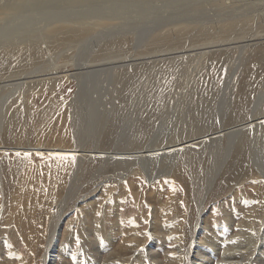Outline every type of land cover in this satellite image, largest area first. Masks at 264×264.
Here are the masks:
<instances>
[{
  "label": "rangeland",
  "instance_id": "obj_1",
  "mask_svg": "<svg viewBox=\"0 0 264 264\" xmlns=\"http://www.w3.org/2000/svg\"><path fill=\"white\" fill-rule=\"evenodd\" d=\"M260 1L261 0H239L238 4L240 6L244 7L246 4H250V7H253L252 9L260 10L261 12L256 17H253L256 10H253L250 14L248 13V16L243 15L238 17L241 19L239 24H237V22L231 23L225 19L224 16H221L228 12V10H226L227 7L221 2H219V8L217 9L210 8L208 5L204 7L192 5L186 7L184 12L193 13V15H195L193 22L189 23L188 21H184L177 25V23L172 22L173 19L171 18L163 25L166 27L157 25L159 28L155 27L153 29V26L149 25L147 29L145 27V33H142L143 40L140 46L135 45L132 36L122 37V39L121 37H117L113 38V40L106 41L105 44L100 47L98 53H95L94 58L90 57L93 61L91 60V62L89 60L90 62L87 63L88 67L96 68L104 63H113L117 61H121L120 63H128L130 60H136L140 57H142L143 60L137 63L136 67L131 66L129 69L128 67H124L126 70H123L121 67H116L115 69L107 68L108 73H101L97 76L91 74L87 77V81L85 82L87 86H85L86 88H84V91L88 89L89 93L90 91L93 92L96 85L100 86L98 85L100 80L103 77L105 78L106 83L103 86L105 90H101L100 93L98 90L100 95L95 94V96H99V100L101 99L100 101L102 103L103 101L108 103V111L111 110V118L109 120L111 126L116 122L133 124L130 122V114L134 115L141 113L142 116L137 118L139 122L137 125L149 124L147 126L149 128L153 124V127H155L159 125L161 120H163L162 123L169 124L172 117L174 118L173 114L176 113L177 116L171 121L170 126L166 125L163 127L159 125V128L156 129H162V132L169 131L170 133L168 136H171L169 138L172 140L175 138H177V140L183 138V134L185 136L186 133L182 131L188 129L187 126H193L188 130L189 132L192 129L195 131L197 130L198 122L204 123L209 121L210 123H215L218 118L216 114L218 113L217 111L223 110L221 105L223 103L222 97H226L224 103H227L226 105L230 109L225 119V128L244 123L242 121L249 116L253 102L257 99L258 95H264V5H262ZM113 4L115 5H113L112 8H108L107 5L103 6L109 16L122 14L117 17L128 16L132 22L138 24L147 22L154 23L163 17H168L170 15L167 13L174 8L172 5L163 4L166 7V11L161 13L154 12L153 17L147 20L140 16L152 13L157 5L137 4L130 6L128 4ZM217 4L218 3L215 5ZM228 5H230V2ZM145 7L150 8L144 9ZM231 10L232 12L234 11L233 9ZM100 13H104V11H100ZM3 17L4 16L1 15L0 20ZM243 20L245 22H241ZM108 21L107 25L115 26L116 24L126 27L124 25L125 23L122 21ZM220 22H224L225 25L220 24ZM228 22L230 25H228ZM20 26L19 24V27ZM160 27L162 30H160ZM201 28H204V30ZM66 29H68L66 26H63L62 29L51 27L46 31L45 42L48 43V45L52 44V46L48 47V50H44L41 46V42L38 40L36 43L31 41L30 45L26 43L27 45L24 44L25 46L22 44L18 46L17 56L12 60L13 62L9 61L7 57L3 58L5 55L0 56L1 60L5 59L4 61L0 60V66H2L0 67V72H2L0 75L5 76L0 77V111L1 113L2 111L3 113L4 111L11 113L12 109L15 111L13 116H8L6 120V122H10L9 125L6 126L4 132L6 134L5 138L7 139L4 140L6 147H22L29 149L40 145L41 147L54 148L57 145L67 144L68 147L75 148L71 131H69V127L66 126L70 123L69 102L77 91V83L73 80L68 81L64 77L61 81L56 83V80L51 78L52 80H50V82H46L49 85L51 82L52 84L54 82V84L50 86V89L46 88L44 90H39L34 86L35 89L31 91L32 88H30L28 84L25 85L26 82L24 80L36 81L42 78L23 77L21 74H18L19 71L29 73L37 68H43L45 62L50 59L48 57L50 55H57L54 59L58 60V64H60L61 68H64L65 64L70 61V58L76 55L75 50H67V47L74 46L72 45L73 42L85 41L86 37L94 35V33L103 29V27H95L94 30L87 31V34H74L68 31L65 33L64 31ZM219 35L221 37H219ZM2 36L3 35L0 34V39L3 38ZM118 38H120V40ZM234 38L235 40L231 41V39ZM114 40L116 42H114ZM222 40H227L224 43L227 44L226 46H223ZM248 40H253L252 46L240 50V48L246 46V43L249 44ZM86 46L89 47V45ZM211 46L218 47L207 48ZM56 52L62 55L66 54L67 59L58 56ZM7 60L9 61V67L8 64H6ZM71 63L65 70H74ZM80 63H85V60ZM5 66L7 69H4L6 68ZM77 67L79 69L85 68L83 65H77ZM44 69L43 71H45ZM3 70H5L6 73ZM15 71H17L18 74L14 75L16 77H8V75ZM49 74V72H46L43 75L49 77ZM5 84H7L6 89L1 88V86ZM23 84L24 86H22ZM15 91L17 92L13 94ZM86 95L89 97V94ZM130 95L132 97H130ZM8 98L10 99L8 100ZM88 100L89 103L86 107L91 103V100ZM4 102H6L5 106L7 105L5 107L6 110L2 107ZM163 112L164 114H162ZM43 113H45V115ZM20 115L22 116L20 117ZM206 115L208 118L205 117ZM143 119H145V123H141ZM86 123L87 122H81L83 127L86 126ZM110 125L108 128L111 127ZM141 129L145 131L144 127L139 128V130ZM248 134L250 135V131H248ZM155 135L156 133H154V136ZM105 137H107L106 134ZM105 137L104 140L101 141L102 145L111 146L109 142L112 141L110 139L112 136ZM104 141H106V144H103L105 143ZM71 142L74 144H71ZM90 143L91 141L88 142L89 145L87 144V146H90ZM137 152H147V150L144 149ZM243 154L247 156V150L243 149V147L234 150L232 157L225 166L228 171L225 169L224 173L220 174L216 179L213 185V191L210 192L211 194L205 203L204 207H207V214L204 219L207 222V226H205V231L202 234L203 236L200 238L202 246L198 250L199 255L207 259V263L205 264H218L221 261V255L224 249L228 248V245L232 247L236 244V235L240 233L238 225L246 215L250 216L249 214H251V210L254 206L262 204L259 207V213L264 217V180L262 181L259 176H253V174L248 177L247 173L242 172V164L245 165V163H247L243 162ZM195 155L199 154L194 152L192 155L184 156L185 163L180 162L178 179L175 176V179L173 178L174 180L164 184L165 186L161 183L149 185L142 178L133 175L135 177L132 178L134 187L132 189L129 185L120 191V188L116 186V192L113 193L112 190L107 191L104 187L98 197L106 196V199L114 197L115 201H113L114 199L112 201H107V199L104 203L105 205L103 204L102 206L101 212L98 211V208L97 210L96 208L89 210L87 213L88 215H86L87 210L84 211L80 209L81 211L72 212L70 210L72 204L69 205L65 209V213L71 211L70 217L73 216L74 224H72L73 227L69 226L71 228L69 229L71 234L69 242L60 248L59 253L64 254L69 264H91V262L93 264H102L103 261H105V256L112 252L116 246H120V242L124 240L123 238L127 234L129 238L132 237L131 239L136 238L138 240H126L124 243L126 244L124 247L127 249L130 248V250L128 252L126 251L127 253H123V251L120 252L119 261L123 257H131L132 259L130 262H125L123 264H175L172 255L175 254L176 248L178 247L176 238H185L186 244H184V246H186L187 249L191 243V234L195 222L198 219L195 209L199 207H196L192 199V178L197 170L195 166L198 165L201 158ZM51 157L52 155L49 154H31L28 156L13 151L10 153H0L1 179L4 178L3 182L1 181L0 183V210H2L3 214L0 215V264H43L48 241L42 237L44 228L42 222H39L42 216L41 210L37 208V206H31V208L35 207L34 216L36 219L30 220L25 217V209L21 215L12 216L15 215V212L12 211V205L18 191L17 181L24 172L41 177V181L45 178L44 176L48 174V176H50V181H48L49 184L46 183L45 186L50 190L49 195H55L58 198L63 196L66 185L64 186V183L59 185V183L55 182L52 178V172L59 168V165H55V163H59V161H55ZM204 157H206V154ZM190 159H193L194 162H192V160L189 161ZM31 164L33 167H31ZM97 164H99V162H92V167L90 166L89 169L93 171L89 169L86 170V175L90 174L89 172L93 173L96 166H98ZM123 167L126 168L127 166ZM254 174H256V171H254ZM55 178L56 180L59 179L58 176ZM127 178L126 176L119 178L118 183L126 182ZM65 179L66 178H64V180ZM200 179V184L204 185V176L202 178L200 177ZM171 191L176 192L174 205H172V207L170 206L167 211L163 210L164 212H162L160 210L161 204H163L167 198L163 197L161 201L160 198L168 194L170 195ZM45 193L47 194V192ZM135 193L138 196V205L140 207L136 205V201L134 200L133 194ZM94 197L96 196H93V200L89 203H102L100 199L97 200L94 199ZM117 199L119 200L116 204ZM20 203L23 202L21 201ZM89 203H87V205ZM107 203L109 204L107 205ZM18 206L20 207V205ZM83 208L85 209V207ZM10 212L11 217H9ZM178 216L181 219L177 218ZM25 221L30 222L29 225L34 222H37V224L39 223L38 228L35 229V231H39L34 232ZM75 222L79 225L82 224L83 232H85L86 235L90 234L97 245L86 236L85 239L88 238L85 242L86 247L82 248L83 250L81 249V236L80 233H78ZM174 222H182L181 229H179L178 226L177 230H174ZM96 224L99 226L97 227ZM102 224L105 232L97 230L102 227ZM74 227H76L75 231ZM85 228L87 229L86 231L84 230ZM64 229H66V227H64ZM224 231L226 233H224ZM112 232L116 235L117 240L113 241L114 244L109 242V235ZM167 238L168 240H166ZM154 239L156 240L154 247L150 248V243L153 242ZM228 241L229 243H227ZM31 244H33V247ZM207 245L210 247H206ZM151 250L160 257V262L157 263L156 260H151L152 257H148V252H152ZM167 252L169 261L166 259ZM206 252L209 253L207 254ZM100 253L104 254V256L99 260L98 255ZM50 254L52 255L50 264H54V255L56 253L51 251ZM211 255L212 257H210ZM89 258L92 260H89ZM59 261L60 259L58 257L56 260L57 264H59ZM184 262H188V257L185 254Z\"/></svg>",
  "mask_w": 264,
  "mask_h": 264
},
{
  "label": "bare ground",
  "instance_id": "obj_2",
  "mask_svg": "<svg viewBox=\"0 0 264 264\" xmlns=\"http://www.w3.org/2000/svg\"><path fill=\"white\" fill-rule=\"evenodd\" d=\"M109 2L119 3V4H128L130 6H134L137 4H149V5H155V6L157 5L154 8L152 13L140 16L147 20L153 17L154 12L161 13V12L166 11V7L163 4L172 5L174 8L172 11L167 13L168 15H170L168 17H163L154 23L147 22L144 24H138V23L132 22L128 16L117 17L122 14L109 16L108 13H106V9L103 8L104 5H107L108 8H112L113 5H115ZM219 2L224 4L225 7H227L226 10H228V12L225 15H221V16H224L225 19H227L231 23L237 22V24H239L241 19L238 17H241L243 15L248 16V13L250 14V12H252L253 10H256V9H252L253 7H250V4H246L244 7L240 6L238 4L239 0H0V16L1 15L4 16L0 20V34L3 35L2 36L3 38L0 39V56L5 55L3 56V58L7 57L9 61H12L16 58L18 46H20L21 44L25 46L24 44L26 43L30 45L31 41L32 42L34 41L36 43V41L39 40L44 50H48V47L52 46V44L50 43L51 45H48V43L45 42L46 40L45 34H46V31L49 30L51 27L52 28L58 27L62 29L63 26H66L68 27V29H66L64 32L66 33L68 31L74 34H82V33L87 34L86 33L87 31L92 30V29L94 30L95 27H103V29L94 33L95 36L94 35L88 36L86 37L85 41H76L75 39L76 42H73L72 44L74 46L67 47V50L69 49L75 50L76 55L70 58V61L67 62V64H65L64 68H61L60 64H58V60L54 59V57H56L57 55L53 54L54 56L52 55L48 56L50 59L49 60L47 59L48 61L45 62L43 68H37L33 70V72L30 71L29 73H26L23 71L22 72L19 71L18 73V74H21L23 77L42 78V79H37L36 81H31V80L28 81V79L24 80L26 82L25 85L28 84L30 85V88H32L31 91L35 89L34 86L37 87L39 90H44L46 88L50 89V86H52L54 82L53 84L51 82L50 85L47 84L46 82H50V80H52L51 78H53V80H56V83L58 81H61L63 77L67 79L68 81L73 80L75 81V83H77L76 84L77 91L75 92L74 96L69 102L70 123L68 126H66V127H69L68 130L71 131V135L75 143V146H74L75 148H70L68 147L67 144L57 145V146H64V147L56 146L54 148L43 147V146L41 147L40 145H37L39 147L36 146L33 148H29V149L22 148V147H18V148L6 147V143L4 140H7V139L5 138L6 134L4 132L6 130V126H8L10 123V122H6V120L8 116L12 117L15 111H13V109L11 113L6 112V111H4V113L2 111L1 113L0 111L1 113L0 114V153L2 152L10 153L13 151L19 154H26L28 156L31 154L52 155L51 158L53 160L59 161V163H55V165H59V168L55 169L52 172L53 173L52 178L55 182H58L59 185L63 183H64V186L66 185L63 196L58 198L55 195H52V196L49 195L50 190H48L47 187L45 186L46 183L49 184L48 181H50V176H48V174L45 175L44 176L45 178H43L41 181V177H37L36 175H31L28 172H24L17 181L18 191L15 195V198H14L15 200L13 201V205H12L13 210L11 209L13 212H15V215H12V216L21 215L25 209L26 210L25 217L30 220H35L36 219V217L34 216L35 207L31 208V206H37V208L41 210L42 216L39 222L40 223L42 222V225L44 228V233L42 234V237L48 241L43 264L51 263L50 262L51 256H52L50 254L51 251H54L56 253L54 255V264H57L56 260L58 257L60 259L59 264H69L66 261L64 254L59 253V252H60V248L64 246V244L69 242V237L71 235L69 229H71L70 227H73L72 224H74L73 216L70 217L71 211L76 212V211H79L80 209L84 211L87 210L86 215H88L87 213L89 212V210L91 209L93 210L95 208L97 210L98 208V211L101 212L103 204L108 199V198L106 199V196L98 197L102 189L105 187L107 191L112 190L113 193L116 192L115 190L116 186L120 188V191L129 185L131 186V189H132L134 188L133 183H132V178L135 176L142 178L149 185L160 184V183L163 185L167 184V182H171L172 180H174L175 176L178 179L179 177L178 169L180 168V162L185 163L184 156L192 155V153L194 152L199 154L195 156H197L198 158H201L198 165L195 166L197 167V170L192 178V197H193L192 199L196 207H199L198 209H195L196 214L198 215V219L195 222L193 232L191 234L192 237H191V243L189 247L186 249V246H184V244H186L185 238L180 239V237H177L176 243L178 244V247L176 248V252L175 254L172 255V257L174 258L175 264H205L207 263L206 262L207 259H205L202 255H199L198 253V250L202 246V242L200 241V238L201 236H203L202 234L205 231V226H207V222L204 219L205 215L207 214L206 212L207 207H204V206L207 201V198L211 194L210 192L213 191V188H214L213 185L216 179L219 177L220 174L224 173L226 169L225 166L229 162V159L232 157V154L234 153L235 149H240L241 147H243V149L247 150V156L243 154L244 155L243 162H247V163H245V165L242 164L241 166L242 172L247 173L248 177L251 174H253V176H259L262 181L264 180V95H258L257 99L253 102L249 116H247V118H244L243 121L241 120L244 123H240L230 128H225V124H224L225 119L228 115V110L230 109L227 107L226 105L227 103L226 104L224 103V100L226 97H222L223 103L222 104L219 103V104L222 105L223 110L217 111L218 113L216 114L218 118L217 120L215 119L216 117L214 118L216 120L215 123H210L209 121H206L204 123L198 122L197 127L199 129L197 128L196 131L192 129L189 132L188 130L191 129L193 126L191 127L187 126L188 129L182 131L183 133H186L185 136L183 134V138H180L179 140L175 138L174 140H172L169 138L171 136H168V134L170 133L169 131L162 132L163 131L162 129L160 130H156V129L159 128V125H162L163 127L166 125L170 126L171 121L177 116L176 113L173 114L174 118L172 117L171 120L169 119L170 120L169 124L162 123L163 120H161L159 125L155 127H153L154 126L153 124L149 128L147 127L149 124H143V125L138 124L137 125V123H139L137 121V118L142 116L141 113L140 114L137 113L134 115L130 114L131 115L130 122H132L133 124H124V122H121L123 123L121 124L118 121L120 124L116 122L114 123L115 125L112 123L113 125L111 126L109 124L110 123L109 120L111 118L110 117L111 110L108 111V108H107L108 103H105L104 101L102 103L100 101L101 99L99 100V96L98 97L95 96V94H99L101 90L103 91L105 90L103 87L106 83L105 78L103 77L100 80V83L98 82L99 83L98 85L100 86H97L95 84L96 86L93 89V92L89 90L90 91L89 93L88 89L85 90L86 93L84 91V88H86L85 86H87L85 84V82L87 81V77H89L91 74H94L95 76H97L101 73L102 74L108 73V69H112V68L115 69L116 67L118 68L121 67L123 68V70H126L124 69V67L125 68L128 67V69L131 68V66L136 67L137 63L143 60V58L140 57V58H137L136 60H130L128 63H123V62L120 63L121 61L120 62L117 61L113 63H104L103 65L96 67V68L88 67L87 63L92 60L90 59V57L94 58L95 53L96 54L98 53L100 47L103 44H105L106 41H109L111 39L113 40V38H117V37H121L122 39V37L132 36L134 39L133 42L135 43V45L140 46L141 41L143 40L142 33H145L144 31L148 28L149 25H152L153 29L155 27L159 28L157 25H160L161 27H166L163 25L171 18L173 19L172 22L177 23V25L184 21H188L190 23V22H193L195 15L189 12L185 13L184 9H186V7H189L192 5H198V6L204 7L208 5L210 8L217 9L219 8ZM229 2H230V5H228ZM216 3L218 4L215 5ZM260 3L264 5L263 0H261ZM148 8L150 7H145L144 9H148ZM230 8L233 9L234 11L232 12ZM100 11H104V13H100ZM260 13H261L260 10H256L254 16L253 15L252 16L256 17ZM108 20L113 21V22L122 21L125 23L124 25L126 27L119 26L116 24L115 26L107 25L109 22ZM241 22H245V21L243 20ZM19 24L21 25L20 27H19ZM220 24L225 25L224 22H220ZM228 25H230V23ZM161 27H160V30H162ZM201 29L204 30V28H201ZM219 37L221 36L219 35ZM118 39L120 40V38ZM232 40H235V38L231 39V41ZM226 41L227 40H222L221 42L222 44H224ZM114 42L116 41L114 40ZM248 42L249 44L246 43V46L240 48V50H242L243 48H247L248 46H252L253 40H248ZM86 45H89V47ZM201 45H205V44H201ZM226 45L227 44H224L223 46H226ZM229 45H232V44H229ZM215 47H218V46H211L207 48H215ZM56 54L58 53L56 52ZM61 55H62L61 53L58 54V56L60 57H64V58L67 57L66 54L62 56ZM4 60H1V61H4ZM8 60L6 64H8V67H9ZM84 60H85V63H80ZM70 63L74 70H69V69L65 70L68 68V65L70 66ZM77 65L78 66L83 65V67L85 66V68L79 69ZM4 69H7V67ZM43 69L45 71H43ZM62 70H65V71H62ZM46 72L50 73L49 77L47 75H43ZM0 74H2V72H0ZM15 74H17V71L12 72L10 75H8V77H16L14 76ZM1 76L5 77L3 75H0V77ZM6 86L7 84L2 85L1 88L6 89ZM22 86H24V84ZM98 90H99V93H98ZM16 92L17 91H15L13 94H15ZM221 92H222V89H221ZM86 94H89V97ZM131 95L130 97H132ZM9 99L10 98H8V100ZM88 99L91 100L90 101L91 103L86 107V105L89 103ZM5 103L6 102L2 104V107L4 110H6L5 107L7 106V105L5 106ZM176 106L178 107L177 104ZM43 114L45 115V113ZM162 114H164V112ZM21 116L22 115H20V117ZM205 117H207V115ZM81 122H87L86 126L83 127ZM141 123H145V119H143ZM109 125L111 126L110 128H108ZM140 127L141 128L144 127L145 131L142 129L139 130ZM248 131H250V135L248 134ZM154 133H156L155 136H154ZM242 133H243V138H242ZM105 134L107 135V137L112 136L110 138L112 141L109 142L111 143V146L109 147L102 145V142H101L102 140H104ZM89 141H91L90 143L91 145L87 146ZM104 142L105 143L103 144H106V141ZM74 143L71 142V144H74ZM144 149H146L147 152H137V151H142ZM201 154H204V155L206 154V157H204V155H201ZM191 160L192 162H194L193 159H190L189 161ZM92 162H99V164H97L98 166H96V169L94 170L93 173L89 172L90 174L86 175L87 174L86 170H88L90 166L92 167L91 165ZM123 166H127V167L124 168ZM31 167H33L32 164H31ZM226 170L228 171V169ZM90 171H93V170H90ZM254 171H256V174H254ZM56 176L59 177L58 180H56L55 178ZM124 176L128 177L127 181L118 183L119 178H123ZM203 176L205 179V184L201 185L200 177L202 178ZM64 178L66 179L64 180ZM3 179H1V172H0V183L1 181L3 182ZM41 187H44V188H41ZM45 192H47L48 195ZM133 195L135 198L134 200L136 201V205L140 207L138 205L137 194L135 193ZM93 196H96L94 197V199H97V200L100 199L102 203L100 202L99 203L97 202L89 203L90 201L93 200ZM163 197H166L167 199L163 204H161L160 210L162 212H164L163 210L167 211L170 208V206L172 207V205H174L173 203L175 202L176 192L171 191L170 195L168 194V195L162 196L161 198L160 197L158 198H160V201H161L163 200ZM113 199L114 197L113 198L110 197V199H108L107 201L109 200L112 201ZM118 200L119 199L116 200V204L118 203ZM21 201L23 203H20ZM113 201H115V199ZM87 203L89 204L87 205ZM108 204L109 203H107V205ZM18 205H20V207ZM69 205H71V208H70L71 211L68 213H65V209ZM261 205L262 204L254 206L252 208L253 211L251 210V214H249L250 216L246 215L244 219L240 221L238 225L240 229V233L236 235V238H235L236 244H234V246L232 247H229L228 245V248L224 249V251L222 252V255L220 254L221 261L218 264H264V217L260 215L259 213V210H260L259 207ZM83 207H85V209ZM11 212H10L9 217H11ZM0 215H3L2 210H0ZM177 218H179V216ZM9 220H12V219H9ZM0 222H1V217H0ZM25 223L31 229H33L34 232L39 231V230L35 231V229L38 228L39 223L37 224V222H34L31 225H29L30 222L25 221ZM181 224L182 222H176L174 230H177L178 226H179V229H181ZM75 225L78 228V233H80V236H81V240H80L81 243L79 242L81 244V249L85 248L86 247L85 242L87 241V239L89 238L90 241H92L93 239L91 238L90 234L86 235L85 232H83L82 230L83 226H81L82 224L79 225L78 223H76ZM98 226L99 225H97V227ZM64 227H66V229H64ZM76 227H74V231ZM101 228H98L97 230L98 231L101 230L102 232H105V229L103 228V224ZM84 230L86 231L87 229L85 228ZM224 233L226 232L224 231ZM86 236H88L87 239H85ZM18 237H19V234H18ZM131 238H129V236L126 234V236L123 238L124 240L122 242L119 241L120 246L119 245L116 246L112 252H110L107 256H105V259H104L105 261H103L102 264H123L125 262H130L132 259L131 257L130 258L123 257L119 261V257H120L119 253L122 251L123 253H127L130 250V248L127 249L126 247H124L126 245L124 244L126 240H135V241L138 240L136 238H133V239ZM166 240H168V238ZM113 241H117V240H116V235L112 232L109 235V242H111V244H114ZM135 241H128V242H135ZM155 241L156 240L154 239V241L150 243V248L154 247ZM93 242L95 245H97L94 240ZM227 243H229V241ZM31 245L33 247V244ZM206 247H210V246L207 245ZM85 253H86V250H85ZM206 253L208 254L209 252H206ZM184 254L188 257V262H184ZM148 255H149L148 257L153 258V259L151 258V260H156L157 263L160 262V257L153 251L152 252L149 251ZM167 255H168V252L166 254V259L167 261H169ZM212 255L210 257H212ZM103 256L104 254L100 253L98 255L99 260L102 259ZM89 260H92V259L89 258ZM91 264L93 263L91 262Z\"/></svg>",
  "mask_w": 264,
  "mask_h": 264
},
{
  "label": "snow or ice",
  "instance_id": "obj_3",
  "mask_svg": "<svg viewBox=\"0 0 264 264\" xmlns=\"http://www.w3.org/2000/svg\"><path fill=\"white\" fill-rule=\"evenodd\" d=\"M73 159H74V157H73Z\"/></svg>",
  "mask_w": 264,
  "mask_h": 264
}]
</instances>
